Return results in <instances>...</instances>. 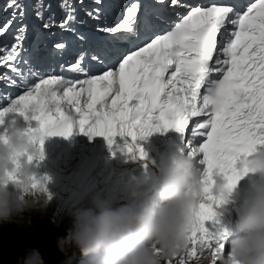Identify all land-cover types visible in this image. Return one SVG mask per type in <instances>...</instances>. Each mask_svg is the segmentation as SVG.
I'll return each mask as SVG.
<instances>
[{
    "label": "snow or ice",
    "instance_id": "obj_1",
    "mask_svg": "<svg viewBox=\"0 0 264 264\" xmlns=\"http://www.w3.org/2000/svg\"><path fill=\"white\" fill-rule=\"evenodd\" d=\"M94 3L99 5L102 0ZM155 5L160 7L142 10L136 0L115 26L96 31L117 41L139 39L142 32L151 30L149 16L160 19L161 10L167 7L187 12L178 15L171 30L123 56L115 69L83 80L55 75L41 78L0 111V124L8 112L26 115L31 110L39 126L27 129L26 134L42 153L45 137H68L78 129L92 137L106 138L109 145L118 136L126 137L127 152L138 154L140 159L146 158V153L137 140L161 127L174 129L185 138L188 129L186 143L193 154L203 153L207 164L206 198L191 234L192 247L198 250L208 246L215 252L224 248L228 232L226 228L213 232L207 226L210 221L218 223L215 209L220 201L213 195L215 177L222 174L228 186H234L240 178L239 160L264 146V0H251L241 7L218 2L200 6L185 0H155ZM65 6L68 15L59 27L75 31L69 26L76 22L74 10L71 5H62ZM8 7L14 9V18L18 13L23 19L24 9L17 0H9ZM36 16L42 18V12L37 11ZM12 25L10 19L0 27V37ZM49 26L44 24L45 28ZM26 32L27 25L22 24L14 36L15 43L0 47V66L9 67L17 76H22L17 65L27 51ZM55 48L63 50L66 44L58 43ZM87 55L81 52L67 71L87 76L83 63ZM102 55H107L106 43L89 58L103 64ZM0 79L16 83L6 75ZM200 117L204 119H194ZM197 137L203 142L197 143ZM0 139H6V135ZM190 259L181 258V264H190Z\"/></svg>",
    "mask_w": 264,
    "mask_h": 264
},
{
    "label": "clouds",
    "instance_id": "obj_2",
    "mask_svg": "<svg viewBox=\"0 0 264 264\" xmlns=\"http://www.w3.org/2000/svg\"><path fill=\"white\" fill-rule=\"evenodd\" d=\"M42 156L25 131L0 139V228L6 223H22L26 212L46 210L51 199L47 185L39 181L33 187L38 179L32 162ZM24 157L27 163H22ZM239 165L238 181L232 187L224 184L217 197V208L223 210L220 214L227 213L239 182L249 179V188L237 197L239 218L234 230H228L224 238L225 246H231L228 252L225 246L215 252L204 246L193 255L191 234L206 198L205 176L193 170V160L185 155L163 162L156 180L157 199L142 190L148 181L135 175L128 185L126 203L115 196L97 195L89 206L75 208L79 194L65 187L58 197L68 200L72 216L64 219L68 233L60 236L58 248L65 254L71 248L79 249V264H181L186 256L191 257V264H264V149L241 158ZM56 204L53 210L59 218L61 207ZM18 264L45 261L39 250L30 249Z\"/></svg>",
    "mask_w": 264,
    "mask_h": 264
},
{
    "label": "rangeland",
    "instance_id": "obj_3",
    "mask_svg": "<svg viewBox=\"0 0 264 264\" xmlns=\"http://www.w3.org/2000/svg\"><path fill=\"white\" fill-rule=\"evenodd\" d=\"M42 3V7H40L41 10L45 11L47 7V3L53 6V9L56 10L57 13L53 16L52 20L59 16L60 20H66L67 15L63 14V9L66 8L62 7V5H70L72 4V0H32V6L31 9L34 14L38 10L34 8V5L36 3ZM80 4H88V7L86 8L87 11L94 14L95 9L98 7L96 3H94V0H79ZM18 4H21L24 7V4L27 5L28 2L26 0H17ZM5 4L3 6H6V9L9 11L6 15V19L1 23L0 27H2L4 24H6L10 19L13 20V23H15L16 18L18 19V22H21L23 19L19 18V16L16 15L11 16V13L14 12L13 8H9V0H5ZM100 5V4H99ZM52 9V10H53ZM52 10L50 11V16L52 15ZM46 13V12H45ZM44 13V14H45ZM43 14V15H44ZM71 25V23H70ZM20 26V25H18ZM10 30V29H9ZM17 28H14L11 31V36L9 37V40L11 44L15 42L14 36L17 33ZM6 44L5 41H3L2 37H0V47H3ZM90 139V138H89ZM52 150V154L55 156L52 159H50V162L59 160H68L69 162L73 163L74 166H77L80 169L81 176L71 177L66 176L61 183H51L46 184L48 193L51 196L50 201L53 203H58L61 207V212L59 215V218H55L54 210H50L48 213H41L39 216V220H41L42 229L45 228L46 232L44 231V235L46 238V241L51 244V247L55 244L56 236L58 235V232H60L61 237L67 236V229L64 226V219L68 215L69 218L71 215V212H68V208L70 207V204L67 202L68 200H65L63 198H59V194L61 191L66 188H74L76 189L77 193L79 194V202L76 204V207H86L90 205V202L93 197L100 195V196H115L118 198L119 202L121 203V200L123 198V191L120 192L121 187L124 186V181L120 182V178L122 176H125L126 169H120V172L117 175L112 174L113 167L120 163L119 161V155H110L107 146L99 145L95 148H92L91 150H84L81 151L78 149V146H75L73 148H68L66 150H62V148L59 146V144L56 145H50V144H43V157L49 156V153ZM95 150V151H94ZM101 150V151H100ZM87 156V157H86ZM104 156V158H103ZM85 158L89 161V164L91 165L93 173L85 174L82 171V167L85 166V164L80 168L77 165V159L78 158ZM118 160H117V159ZM99 162V163H98ZM124 171V172H123ZM111 179V180H110ZM129 180V176H128ZM115 183V184H114ZM119 194V196H118ZM117 195V196H116ZM120 197V199H119ZM57 206V205H56ZM30 215H24L23 221L26 220L29 223ZM23 223V222H22ZM22 223H6L2 228H0V232L8 229H23ZM60 225L63 227L60 228ZM72 227V222L70 223L69 229ZM47 244V247L49 248V244ZM48 252V257L50 256V250ZM82 254L79 249L71 248L68 250L66 254L63 255V257L55 261L54 264H76V259L78 258V255ZM195 254V250L193 255ZM191 264V262H190Z\"/></svg>",
    "mask_w": 264,
    "mask_h": 264
},
{
    "label": "trees",
    "instance_id": "obj_4",
    "mask_svg": "<svg viewBox=\"0 0 264 264\" xmlns=\"http://www.w3.org/2000/svg\"><path fill=\"white\" fill-rule=\"evenodd\" d=\"M56 203L49 202L46 210H32L26 212L25 215H30L29 223L24 220L22 223L23 229H8L0 232V264H18L21 258H26L30 249H37L41 253L45 264H54L55 261L60 260L65 253H62L58 248V240L61 238L56 236V241L53 247L46 241L44 231L42 229V222L39 220L41 213H48L51 209L56 207ZM65 227L67 226L64 225ZM62 228V227H60ZM47 233V232H46ZM49 244V248L47 244ZM48 250H50V256L48 257ZM81 259L76 260V264H79Z\"/></svg>",
    "mask_w": 264,
    "mask_h": 264
},
{
    "label": "bare ground",
    "instance_id": "obj_5",
    "mask_svg": "<svg viewBox=\"0 0 264 264\" xmlns=\"http://www.w3.org/2000/svg\"><path fill=\"white\" fill-rule=\"evenodd\" d=\"M120 13V12H119ZM119 13H117V15L119 14ZM18 119V121L19 122H22V115L21 114H19L18 115V117H17ZM11 119L14 121L15 120V117L14 116H11ZM190 137V136H189ZM59 138H61L62 139V142H61V145L62 146H64V147H69V146H71V145H73V143H72V141H71V139L72 138H74V137H72V135L71 136H68V137H64V136H59ZM90 138V139H89ZM120 138H122V137H120ZM75 139V138H74ZM97 139H99V137L98 136H96V137H92V136H88L86 139H85V141L87 142V141H89V140H91V141H96ZM128 138H126V140H127ZM200 139L201 138H198L197 139V143H200ZM81 141H82V139H81ZM137 144L138 145H140V147H142V144H141V142H139L138 140H137ZM121 149V153H120V155H119V161H120V163H118L117 165H115L114 167H113V170H112V174L113 175H117L118 176V173L120 172V169L122 168H124V169H126V172H125V176H122L121 178H120V182H123V181H126V188H125V191H126V193H129V191H128V185H129V182H130V180H131V177L133 176V175H135V176H137V177H139V178H141V179H145V180H147L148 181V183H149V181H150V179H151V166H153L154 165V161H155V159H147V158H144V159H140L139 157H138V154L137 155H135V156H133V155H131V154H129L128 152H127V150H126V147H122V148H120ZM91 150V149H90ZM92 151V150H91ZM95 151V150H94ZM101 151V150H100ZM192 151V150H191ZM87 157V156H86ZM103 158H104V156H103ZM117 159V158H116ZM89 160V159H88ZM118 160V159H117ZM99 163V162H98ZM124 172V171H123ZM120 176V175H119ZM118 176V177H119ZM128 176H129V180H128ZM111 180V179H110ZM115 184V183H114ZM143 191L145 190V185L143 186V189H142ZM114 196V195H113ZM117 196V195H116ZM118 196H119V194H118ZM119 199H120V197H119ZM223 210L222 209H220V213L222 212ZM224 217H226V213L225 214H222Z\"/></svg>",
    "mask_w": 264,
    "mask_h": 264
}]
</instances>
